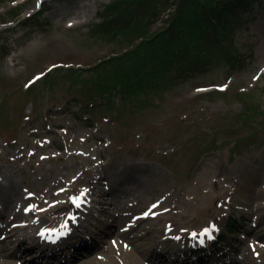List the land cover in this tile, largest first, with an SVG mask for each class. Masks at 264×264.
Here are the masks:
<instances>
[{
	"label": "rangeland",
	"instance_id": "obj_1",
	"mask_svg": "<svg viewBox=\"0 0 264 264\" xmlns=\"http://www.w3.org/2000/svg\"><path fill=\"white\" fill-rule=\"evenodd\" d=\"M4 1L0 183L14 179L23 207L37 211L29 231L48 225L39 220L45 211L75 207L84 193L83 201L90 198L100 180L114 193L102 198L97 217L115 222L110 236L87 253L44 264H175L194 246L185 235H199L212 224L224 238L213 249L217 255L223 246L231 251V243L242 251L226 262L264 264V3L236 31L247 57L243 67L229 70L222 60L189 81L166 78L137 96L113 92L108 101L110 93L100 89L99 95L89 69L127 47L89 30L113 0ZM39 9L44 12L26 19ZM18 19L26 24L19 27ZM115 199L126 216L120 234L116 226L123 216L105 203ZM177 210L183 216L170 224ZM7 214L0 216V238L19 223ZM237 219L245 223L233 226V233ZM16 245L0 242V264H35L37 253H23L26 245L11 259ZM188 259L193 264L196 258Z\"/></svg>",
	"mask_w": 264,
	"mask_h": 264
},
{
	"label": "trees",
	"instance_id": "obj_2",
	"mask_svg": "<svg viewBox=\"0 0 264 264\" xmlns=\"http://www.w3.org/2000/svg\"><path fill=\"white\" fill-rule=\"evenodd\" d=\"M262 3L264 0L110 2L99 10V22L90 26L89 33L127 48L89 69L96 74L93 81L99 95L104 94L101 90L109 92L108 101L116 92L124 98L137 96L166 78L185 82L205 75L222 60L229 70H235L237 63L243 67L247 57L240 50L236 31L247 22L245 16ZM161 21V29L153 31ZM248 109L255 111L254 107Z\"/></svg>",
	"mask_w": 264,
	"mask_h": 264
},
{
	"label": "bare ground",
	"instance_id": "obj_3",
	"mask_svg": "<svg viewBox=\"0 0 264 264\" xmlns=\"http://www.w3.org/2000/svg\"><path fill=\"white\" fill-rule=\"evenodd\" d=\"M6 181V186H2L0 183V216L4 215V213H8L7 216L11 217L12 220H18V225H15L13 229H11L0 241L2 242H17L15 251L11 253L10 257L11 259H17L18 256H16L18 249L22 245H27L29 240L35 239L36 235L37 237H42L44 239L45 245H51L55 243V241L52 242V240H48L50 238V232L53 230L52 227H58V232H61L63 228H65V223L70 224L73 226L81 227L84 226V224L80 223V220H77L75 222L74 220L81 217L82 214L86 213L89 216H91L92 219L96 220L97 217L103 213L101 205H102V198L103 197H110L114 196L113 191H108L107 188H101L102 187V180L98 181L97 188L90 190V198H87L86 200H82L86 193H84L80 199V202L73 207L72 205H63L61 207H58L55 210L45 211L44 215L40 216L39 220L44 221V223H47V226H41L38 230L29 231L30 229L34 228L37 223H33L34 221L38 220V213L36 210L31 209L29 210V206L25 205L23 207V202L25 200L24 195L18 192L16 188V182L14 179H12L10 176H7L4 178ZM3 180H0L2 182ZM11 183V185H10ZM101 186V187H100ZM118 201V202H117ZM107 205L111 206L110 209L114 208L113 203H121V200L115 199L114 201L111 200V202H105ZM72 208H75L73 210ZM61 210H64L67 212L63 213L60 212ZM179 214L173 216V218H168L170 224H176L175 218L179 216H183L182 210H177ZM76 213H82L80 215H76ZM20 218V219H19ZM126 216L120 217L119 224L116 226V233L122 232V227L126 225L125 220ZM171 220V221H170ZM87 223H91V221H87ZM134 226V225H131ZM32 232V235L29 233ZM56 233V232H55ZM29 237H27V236ZM25 236V237H24ZM194 238L191 234L187 233L184 237L185 240H192ZM80 240V237L77 238V241ZM37 247H27V250H24V253L31 254L33 253L32 250L36 251ZM75 253V252H74ZM87 253V252H86ZM77 254V253H75ZM163 260H161L160 263L166 262L163 257H161ZM46 261L45 258L40 257L38 260H34L33 263L35 264H44Z\"/></svg>",
	"mask_w": 264,
	"mask_h": 264
}]
</instances>
